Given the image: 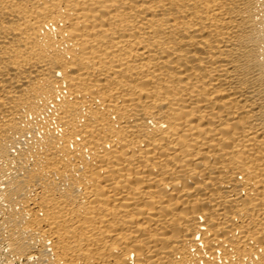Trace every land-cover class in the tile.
I'll return each instance as SVG.
<instances>
[{
  "label": "bare ground",
  "instance_id": "6f19581e",
  "mask_svg": "<svg viewBox=\"0 0 264 264\" xmlns=\"http://www.w3.org/2000/svg\"><path fill=\"white\" fill-rule=\"evenodd\" d=\"M0 242L264 264V0H0Z\"/></svg>",
  "mask_w": 264,
  "mask_h": 264
},
{
  "label": "rangeland",
  "instance_id": "374dc122",
  "mask_svg": "<svg viewBox=\"0 0 264 264\" xmlns=\"http://www.w3.org/2000/svg\"><path fill=\"white\" fill-rule=\"evenodd\" d=\"M7 249H8L7 245H5V243L2 244L0 242V264H4L6 262V260L8 259L7 258L8 250ZM5 258H7V259H5ZM9 260H10V263L13 261L12 264H22L21 260H19V261L18 260H13V259H9Z\"/></svg>",
  "mask_w": 264,
  "mask_h": 264
}]
</instances>
